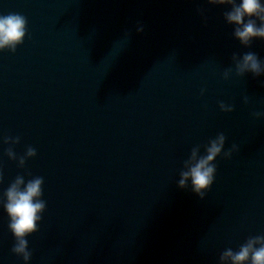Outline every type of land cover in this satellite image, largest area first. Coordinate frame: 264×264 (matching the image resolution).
<instances>
[{"label": "water", "instance_id": "water-1", "mask_svg": "<svg viewBox=\"0 0 264 264\" xmlns=\"http://www.w3.org/2000/svg\"><path fill=\"white\" fill-rule=\"evenodd\" d=\"M227 10L207 0H0V15L28 19L24 42L0 51V201L17 175L44 178L28 264H219L225 249L264 234V116L253 115L264 113V75L237 76L232 61L248 51L264 60V39L242 46ZM220 132L225 151L239 150L217 157L200 199L191 181L178 187L179 173ZM29 146L37 155L23 168L6 155ZM8 224L0 203V264H25Z\"/></svg>", "mask_w": 264, "mask_h": 264}, {"label": "clouds", "instance_id": "clouds-1", "mask_svg": "<svg viewBox=\"0 0 264 264\" xmlns=\"http://www.w3.org/2000/svg\"><path fill=\"white\" fill-rule=\"evenodd\" d=\"M211 5H228L230 10L223 13L227 24L233 26V37L246 48L251 47L254 38L264 39V3L261 0H207ZM202 11L203 10H198ZM138 31H143L139 28ZM28 32V19L20 13H8L0 15V51L5 49L15 52L18 45L24 42ZM232 61L237 76L251 73L253 76L264 75V60L252 51L239 55L233 53ZM233 69L224 71V79H228ZM203 93V90H202ZM247 102V97L245 98ZM222 112L234 111V106L219 103ZM256 118L264 116L262 112L253 114ZM20 137H5L6 144H19ZM226 136L223 132L210 139L203 145L204 154H201V145L191 149L190 156L183 163V169L179 173L178 187L181 189L189 186L191 190L204 199L211 189L217 165V157L223 155L225 159L231 158L233 152L238 151V146L233 144L225 151ZM6 155L11 160H18V166L23 168L26 160L37 155L36 149L29 146L22 156H17L12 147L6 150ZM3 174L0 172V182ZM44 178L36 176L25 180L24 176L17 175L4 191V199L0 201L9 217L8 228L12 233L15 243L11 251L23 258L28 264L32 257L29 250L27 237L38 231V223L42 220V214L46 210V201L43 196ZM219 264H264V234L250 236L241 244L238 250L225 249L219 256Z\"/></svg>", "mask_w": 264, "mask_h": 264}]
</instances>
